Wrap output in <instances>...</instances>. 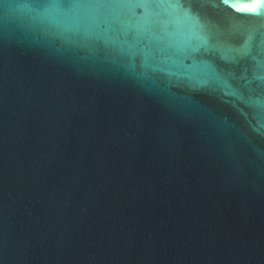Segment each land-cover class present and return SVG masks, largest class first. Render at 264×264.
Returning a JSON list of instances; mask_svg holds the SVG:
<instances>
[{
	"label": "water",
	"instance_id": "95a60500",
	"mask_svg": "<svg viewBox=\"0 0 264 264\" xmlns=\"http://www.w3.org/2000/svg\"><path fill=\"white\" fill-rule=\"evenodd\" d=\"M260 0H0V264H264Z\"/></svg>",
	"mask_w": 264,
	"mask_h": 264
},
{
	"label": "snow or ice",
	"instance_id": "6c2138e0",
	"mask_svg": "<svg viewBox=\"0 0 264 264\" xmlns=\"http://www.w3.org/2000/svg\"><path fill=\"white\" fill-rule=\"evenodd\" d=\"M260 6H261L260 8H256V7L252 8L251 11L259 12L261 8H264V0H260Z\"/></svg>",
	"mask_w": 264,
	"mask_h": 264
}]
</instances>
